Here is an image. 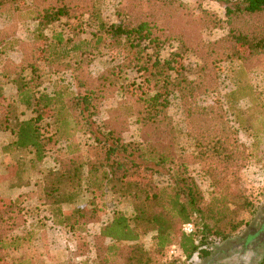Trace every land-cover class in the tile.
I'll list each match as a JSON object with an SVG mask.
<instances>
[{
  "label": "trees",
  "instance_id": "1",
  "mask_svg": "<svg viewBox=\"0 0 264 264\" xmlns=\"http://www.w3.org/2000/svg\"><path fill=\"white\" fill-rule=\"evenodd\" d=\"M221 1L227 5L229 31L205 43L197 24L184 19L188 13L177 0H124L115 11V22L101 17L96 0H0V14L34 23L28 40L9 38L5 29L0 31V138L6 139L0 150L5 156L19 151L30 154L27 161L17 155L13 174L18 179L11 178L9 188L31 186L21 172L42 164L47 156L54 163L44 170L34 167L39 171L32 184L34 206L26 204L28 199L21 193L7 202L0 196V261L24 247L33 235L14 234L26 223L29 209L40 208L49 226L66 228L77 236L99 222L97 198L107 192L130 200L134 216L114 211L99 227L94 235L95 264H172L162 261L172 245L174 258H205L214 243L228 240L239 229L244 223L241 211L253 210L237 174L245 155L230 140L226 128L232 120L222 106L218 101L203 104L201 100L215 93L217 61L239 60L240 71L246 72V64H256L264 55V26L250 30L238 25L245 19L264 17V0ZM85 16L95 24L96 42L107 46L112 61H119L96 77L85 71L84 53L74 65L52 62L63 40L58 35L50 39L44 32L59 21L67 26L70 21L80 22L79 29ZM172 44L176 47L163 57L161 51ZM7 49L19 51L20 60L7 58ZM189 53L201 60L195 78L186 74L184 61ZM52 63L69 68L76 88L62 78L53 80L50 91L43 87L49 74L46 68ZM126 65L137 75L119 80ZM6 84L15 90L10 100L5 99ZM116 95L119 105L131 109L143 130L142 140H124L125 120L118 108L98 118L105 102ZM245 97L255 104L263 101L247 84L225 95L230 106ZM173 98L181 105L185 133L194 145V156L189 158L173 154L175 136L168 117ZM262 114L264 107L249 113L254 119ZM80 134L88 135L84 148L76 141ZM188 160L198 163L209 177V199L189 173ZM141 174L150 178L134 179ZM155 176L163 177L162 183ZM86 193L89 199L76 205ZM64 205L71 209L64 210ZM185 223L193 225L192 232L183 231ZM145 227L154 232V247L149 250L139 242ZM10 264L38 263L32 255L23 254ZM258 264H264V257Z\"/></svg>",
  "mask_w": 264,
  "mask_h": 264
},
{
  "label": "rangeland",
  "instance_id": "2",
  "mask_svg": "<svg viewBox=\"0 0 264 264\" xmlns=\"http://www.w3.org/2000/svg\"><path fill=\"white\" fill-rule=\"evenodd\" d=\"M122 1L124 0H96L101 17L108 22H115L117 20L115 11ZM177 2L188 13V17L184 16V19L192 21L194 26L197 24V32L203 42L212 43L228 33L227 5L224 1L177 0ZM203 12L209 13V18H206ZM18 21L17 18L9 13L0 14V31L5 29L4 33L9 38L30 39L34 23L31 21ZM65 23L64 21H59L44 29V32L50 39L58 35L63 40L61 43L58 42L54 50L52 62H69V65H74L80 59L79 55L84 53L82 61L86 64L85 71L93 77L98 76L103 70L119 62L118 60L112 61L110 59L108 55L110 50H108L106 45L96 42V27L89 17H84L79 29L76 28V25L80 22L70 21L68 26ZM238 25L250 30H258L264 26V17L259 16L245 19L238 22ZM175 47L176 44L166 46L161 51V55L167 57ZM7 51V58L9 57L14 62L20 60L19 51H10V49H7ZM184 63L187 67L186 74L191 78H195L201 60L189 53L186 55ZM217 65L215 93L213 96L210 95L201 100V102L209 104L213 100L218 101V104L222 106L225 116L232 120L226 130L229 131L231 142L235 143L245 155V159L241 162L237 174L240 188L244 190L247 200L253 205V210H242L240 217L244 219V223L228 240L214 243L211 254L205 258L194 256L188 261L174 258L175 254H169V247L164 252L162 261L172 264H258L262 257H264V115L262 114L256 119L251 118L249 115L256 108L264 107V55L259 57V61L256 64L253 62L246 64V72L240 71L239 60L228 62L217 61ZM57 69L60 70L56 71ZM64 69L68 71L62 72ZM46 71L49 74L45 77L43 87L47 91L51 90L53 80L60 78L65 79L76 88L74 79L69 74V68L52 63L50 67L46 68ZM136 75L134 70L126 65L122 70V77L119 80L125 78L129 81L136 77ZM239 84L250 85L255 94L263 101L255 104V101H251L248 97H245L238 103L230 106L226 103L225 95ZM4 94L6 100L13 98L15 96L14 87L11 84H6L4 86ZM115 108L119 109V115L125 120L124 140H142L143 130L135 122L131 109L124 104L119 105V97L117 95L105 102L98 118L109 116ZM182 111L179 101L173 98L168 109V117L175 136L173 140L174 147L172 148L173 154H181V157L189 158L194 156L195 149L193 142L186 136L185 120ZM26 114L27 112H25L24 116ZM238 121L243 123H239ZM5 140V137L0 138V148L2 141ZM76 141L84 148V143L88 141V135L80 134L77 136ZM18 154H21V159L26 161L30 156L27 151L12 152L5 156L0 150V196L3 198V202H7L8 198L15 197L21 193L22 196L28 199L26 204L34 206L36 191L32 184L39 174V171L36 170L37 168L44 170L54 166L52 156H47L42 164L31 165L32 169L29 168L21 172L20 176L28 178L31 186L10 189L9 182L11 178L14 180L18 179V176L13 174L17 166L15 165L17 163H14V161ZM187 164H189V173L198 183L204 198L209 199L212 191L209 177L198 163H190V160H188ZM35 166L37 168H34ZM155 177L157 182L162 183L163 177ZM148 178H150V175L141 174L134 179L146 181ZM89 197L87 193L80 196L76 205L84 203ZM97 203L100 206L98 213L99 222L88 225L87 230L81 231L80 235L77 236L71 235L66 228L49 226L48 218H45V214H43L40 208L38 210H35V207L29 209V213L26 215V223L20 226L14 234L19 236L32 233L33 235L24 247L11 251L4 260L0 261V264H10L18 256H23V254L32 255L38 264H95V245L97 240L94 235L98 232L99 227L112 218L114 211L122 212L130 218L134 216L131 201L126 198L117 197L112 192L99 196ZM70 207L69 205H64L63 209H71ZM144 229L145 234L139 242L145 249L149 250L154 247V232L146 227ZM245 244L246 249L245 247L243 248Z\"/></svg>",
  "mask_w": 264,
  "mask_h": 264
},
{
  "label": "built area",
  "instance_id": "3",
  "mask_svg": "<svg viewBox=\"0 0 264 264\" xmlns=\"http://www.w3.org/2000/svg\"><path fill=\"white\" fill-rule=\"evenodd\" d=\"M182 229L184 232L190 233L193 231V225L191 223H185ZM169 254H176V247L174 245L170 247Z\"/></svg>",
  "mask_w": 264,
  "mask_h": 264
}]
</instances>
